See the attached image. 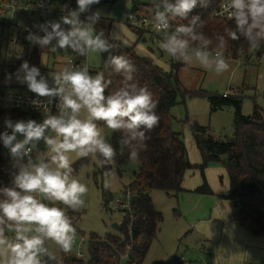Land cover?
Here are the masks:
<instances>
[{"label": "clouds", "instance_id": "clouds-1", "mask_svg": "<svg viewBox=\"0 0 264 264\" xmlns=\"http://www.w3.org/2000/svg\"><path fill=\"white\" fill-rule=\"evenodd\" d=\"M201 0H151L154 8L152 24L157 32L164 34L160 48L174 59L189 64L196 61L206 69L222 74L229 69V63L221 51L226 47L224 36L217 37V51H210L212 41L202 31L203 22L199 15L192 16L187 24L177 25L174 30L169 17L188 18ZM100 0H76V9L69 10L60 21H48L41 27L47 34L40 37L29 33L31 43L47 46L53 37H58L55 49L71 48L81 56L90 53L103 54L114 48L104 37V31L96 33L94 25L99 21V10L92 12V6ZM207 3L204 4V7ZM67 6H64L66 9ZM62 9V10H64ZM228 18L233 19L235 28H226L231 40L243 37L253 49L264 41V0H230L225 5ZM81 13H91L84 21ZM61 22L69 25V30L61 29ZM48 26L52 31L48 32ZM114 66L123 79L107 95L112 84L103 72L90 74L88 66H64L53 75L56 87H48L45 79L37 80L39 69H29L22 64L25 72L21 82H27L28 89L39 97H59L56 104L58 113L51 114L43 109V122L34 120L18 121L13 125L9 119L4 123L12 129V134L3 133V144L9 155L17 160L27 158L20 165L11 186L0 188V264H49L57 256L49 250L48 241L68 253L72 250L76 228L65 210L55 206L57 202L68 209L78 211L85 205L88 193L86 184L73 176L70 153L78 158L97 156L101 164H111L116 157L115 148L105 139L97 122L113 132L122 133V143L127 148L130 160H136L141 150H146L147 133L159 124L156 114L157 101L147 87H141L133 77L135 66L123 55H109L105 68ZM39 107V101H33ZM86 111V116L82 112ZM46 132L55 135H46ZM17 133L23 136L17 139ZM44 141L47 158L33 160L31 153L37 149V142ZM106 188L109 181L105 180ZM38 197H43V200ZM12 232L14 236L5 233Z\"/></svg>", "mask_w": 264, "mask_h": 264}, {"label": "rangeland", "instance_id": "rangeland-1", "mask_svg": "<svg viewBox=\"0 0 264 264\" xmlns=\"http://www.w3.org/2000/svg\"><path fill=\"white\" fill-rule=\"evenodd\" d=\"M131 1L100 0L99 4L93 5V12L99 10L101 13L99 21L94 25L96 33L102 28L110 37L134 45L139 55L151 58L166 71L172 69L183 88L188 91L203 90L216 95L236 93L241 100L243 115L251 114L256 106L264 116V52L257 57L255 51L248 50L246 54L241 53L236 58L231 53L223 52L227 56L225 59L229 63V69L222 74H217L213 69H206L196 61L182 63L164 52L160 48L162 41L151 39L152 35L148 32L137 39V35L125 20L132 8ZM8 32L9 30L0 24V88L29 90L27 82H21L25 75L22 66L15 73L5 74L7 69L24 60H30L32 66L29 69H39L37 80L41 79L43 74L48 87L53 82V75L66 66L67 60L73 59L76 54L84 58L88 68L95 74L102 72V56L99 53L81 56L71 48L53 50V46L58 43V37H53L49 44L43 47L38 42L31 43L26 39L25 43L15 48L7 39ZM32 34L40 37L37 32ZM233 111L232 107L226 106L211 111L204 96L178 97L177 102L169 109L172 116L171 129L181 134L190 163L198 165L201 158L188 124L196 122L205 126L207 129L204 136L229 140L233 138ZM81 115L86 116V111ZM30 119L40 124L44 118L36 120L28 117L24 122L27 123ZM101 122L98 121L97 124L107 140L108 131ZM7 133L11 135L12 129L8 127ZM47 134L55 135L51 132H46ZM22 138L23 136L17 133V139ZM1 153L9 154L4 144ZM69 155L72 168L78 160L83 159L73 171V176L88 187L84 198L85 205L78 211L68 209L59 202L55 206L65 210L76 228L75 243L69 252L70 255L74 256L76 251H80V259L85 262L89 258L87 239L91 233L97 234L100 239L106 234L120 236L119 230L114 229L111 224L123 220L117 201L124 197L122 191L133 179L137 164H128L121 176L115 170L94 174L99 167L97 156L78 158L75 153ZM32 156L36 161L47 158L48 152L42 139L37 142V149L33 150ZM203 175L213 192L211 195L194 191L202 182V175L197 167L184 173L181 184L183 190L166 193L153 189L149 192L155 210L161 213L162 221L158 224L156 235L141 264H264V236H255L243 228L237 220L235 205L224 197L228 191V178L223 166L218 162H208L203 169ZM105 180L109 181L107 188L104 186ZM106 192L112 195V199L104 206L103 193ZM38 198L43 200V197ZM78 233L85 236V241L80 244ZM5 234L9 236L12 232ZM47 246L57 256L58 264H63L60 261L59 246L52 241H48ZM120 257L121 264H125L128 251Z\"/></svg>", "mask_w": 264, "mask_h": 264}, {"label": "trees", "instance_id": "trees-1", "mask_svg": "<svg viewBox=\"0 0 264 264\" xmlns=\"http://www.w3.org/2000/svg\"><path fill=\"white\" fill-rule=\"evenodd\" d=\"M220 1L201 0L188 14L187 19L169 17L172 25L170 31L177 25L187 24L192 16L199 15L203 27L197 31H202L212 41L209 46L210 51H217V37L224 36L227 44L221 50L222 52L231 53L236 58L239 54H246L248 50H252L259 57L264 52V41L261 42L260 47L253 49L243 37L239 40H231L227 37L225 29H234V20L211 15ZM131 3V10L154 15L151 0H132ZM205 3H207L206 7H204ZM130 28L137 35V39L143 36V30L132 26ZM39 34L42 39L47 33ZM103 38H107L114 45L111 53L101 54L102 72L106 80L112 81L105 94L111 92L123 79L121 73L114 71V66L109 65L105 68V62L109 55H123L135 66L134 80L141 87H147L153 94V99L158 102L155 111L160 119L158 126L147 133L150 136V139L146 141L147 148L140 151L136 160L129 159L128 150L122 143V133L113 132L104 125L103 121L101 122L107 128V141L115 148L116 157L111 164L104 165L101 164L97 155L99 167L94 174L115 170L121 176L128 164H137L136 171H133V179L127 186L133 216L131 220L125 219L119 224L120 236L106 234L100 239L97 234L91 233L89 237L93 242L89 244L87 261L83 262L69 252L62 251L60 261L63 264H121L120 256L128 251L125 264H141L156 235L158 224L162 221L161 213L155 210L149 192L153 189H160L166 193L183 190L181 183L184 173L186 170L197 167L201 172L202 182L194 191L199 194H213L203 175V169L208 162H218L225 169L228 191L224 197L234 203L239 224L255 236H264V116L258 108L254 106L251 114L243 115L241 100L236 93L223 96L203 90L188 91L183 88L172 69L169 71L162 69L151 58L136 53L133 45L110 37L105 31ZM24 62L25 60L14 64L5 71V74L17 72ZM26 62L28 67L32 66L30 60ZM185 95L206 97L211 111L225 106L232 107L234 110L233 138L229 140H216L210 136H204L207 129L205 126L196 122L188 124L201 158L198 165L188 161L181 134L171 129L172 116L169 114V109L177 102L178 97L183 98ZM28 117L37 120L44 118V115L24 111H6L0 108V188L10 187L13 177L20 171L21 163H27V158L17 161L9 154L2 155V135L8 132L4 121L7 118L14 124L25 121ZM82 160L75 163L73 171ZM111 199L110 193H103L104 206H107ZM49 264H57V262L52 261Z\"/></svg>", "mask_w": 264, "mask_h": 264}, {"label": "built area", "instance_id": "built-area-1", "mask_svg": "<svg viewBox=\"0 0 264 264\" xmlns=\"http://www.w3.org/2000/svg\"><path fill=\"white\" fill-rule=\"evenodd\" d=\"M229 3L230 0H221L212 11L211 15L218 18H228V13L225 11V5ZM64 6H67V8L64 9ZM76 6V0H0V24L9 30L7 39L10 44H12L13 47L18 48L26 42V36H28L29 33L45 32L39 26H35L33 28V24L44 25L48 21H60L62 16L67 15L69 10H75ZM90 14L91 13L80 15L79 19L84 21L85 17ZM152 17L153 15L131 10L128 11L125 20L128 25L163 39L164 34L162 32H157L152 24ZM69 27V25L61 22V29L67 31ZM51 30V27L48 26L47 31L49 32ZM215 51L216 50L212 52L215 53ZM224 56L227 58L226 55ZM85 64L86 62L84 58L79 57L77 54L73 59L67 60V66L69 67H82ZM89 72L90 74H95V72L90 69ZM41 77H44V75L41 74ZM52 87H56L54 81L51 83L50 88ZM222 95L225 96L227 93H223ZM48 99V97H39L37 94L32 93L29 90L20 91L0 88V108L6 111H24L45 115V113H43V109L47 106L50 109L51 114H57L58 109L56 104L59 101V97H51L52 104L50 105L48 104ZM33 101H39V107L34 104ZM122 193L124 197L118 199L117 207L122 211L123 220H131L133 214L129 200L128 187H125ZM78 234H80L78 238V244H80L85 241V236L81 233ZM9 236H14V233ZM87 240L89 244L93 242L90 237H88ZM81 256L82 253L80 251H76L74 257L80 259Z\"/></svg>", "mask_w": 264, "mask_h": 264}, {"label": "crops", "instance_id": "crops-1", "mask_svg": "<svg viewBox=\"0 0 264 264\" xmlns=\"http://www.w3.org/2000/svg\"><path fill=\"white\" fill-rule=\"evenodd\" d=\"M69 30V29H68ZM144 33H145V31H144ZM144 33H143V35H144ZM150 34V33H149ZM152 34H150V36H151ZM143 37V36H142ZM153 38H155V39H158V40H160V41H163V39H161V38H159V37H157V36H154V35H152L151 36V39H153ZM129 45H131V44H129ZM134 46V45H133ZM135 50V49H134ZM153 61V60H152ZM154 62V61H153ZM155 63V62H154ZM156 64V63H155ZM54 81V80H53ZM190 170V169H189ZM183 180V179H182ZM182 184V183H181ZM208 184V183H207ZM209 186V185H208ZM211 195V194H210ZM234 204V203H233ZM120 226V225H119ZM73 256V255H72ZM79 259V258H78Z\"/></svg>", "mask_w": 264, "mask_h": 264}, {"label": "water", "instance_id": "water-1", "mask_svg": "<svg viewBox=\"0 0 264 264\" xmlns=\"http://www.w3.org/2000/svg\"><path fill=\"white\" fill-rule=\"evenodd\" d=\"M111 226H112L114 229H116V230H119V229H120L119 224L116 223V222L112 223Z\"/></svg>", "mask_w": 264, "mask_h": 264}]
</instances>
